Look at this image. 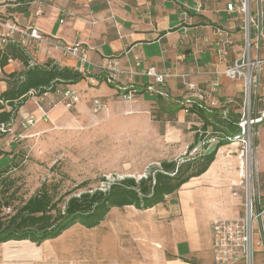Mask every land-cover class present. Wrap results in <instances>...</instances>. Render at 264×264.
<instances>
[{
	"label": "crops",
	"instance_id": "1",
	"mask_svg": "<svg viewBox=\"0 0 264 264\" xmlns=\"http://www.w3.org/2000/svg\"><path fill=\"white\" fill-rule=\"evenodd\" d=\"M228 1L0 0L1 18L15 20L21 27L34 25L59 46H88L89 59L83 65L86 74H82L80 82L58 85L54 92L36 98L28 96L19 107L10 122V130L0 137V171L10 170L24 156L25 147L31 146L50 126L63 125L70 120L69 110L59 101L60 92L64 89L80 94V101L73 107L76 111H83L94 98L104 102L107 113L117 109V106L125 112L132 111V120L142 122V125L133 126L132 133L138 136L147 129L156 138L159 147H162L164 138L167 142L183 139L184 123L190 129L188 122L191 117L183 114L179 108H166L165 103H175L187 95L181 75L187 74V81L201 85L210 79L211 72L224 69L239 54L242 44L241 24L235 16L225 11ZM195 2L202 4V12L192 9ZM185 4L191 7L186 10V17L183 16ZM218 27L228 29L235 42L227 54L221 57L216 55L213 44L216 39L214 30ZM111 56H118L124 68L139 70L155 67L159 72H167L170 77L163 89L168 98L146 92L145 86L152 80L135 75L129 79L139 93L133 103L122 100L114 87L103 83L97 67L103 57ZM32 59L40 66L51 63L70 70H78L80 66L76 58L64 55L60 48L45 43L36 46ZM24 69L17 59L8 61L0 68V95L8 87L3 74H18ZM121 81L123 85L126 78ZM217 95L221 99H232L239 103L241 84L221 78ZM3 106L2 110H10L8 105ZM235 108H232V118L236 117ZM156 113L164 119L163 122L153 121ZM21 115L34 118L36 123L26 126ZM206 119L211 128L222 129L211 116ZM195 141L196 137L193 143ZM179 159L160 157V161ZM236 166L237 158L234 155L227 157L225 149L219 150L202 175L182 185L165 203L147 210L123 207L144 214L126 228V236L122 235L115 242H110L121 257H111L112 246L107 242L101 243V263L213 264L212 221L234 219L239 215L241 193L235 194L232 186L238 177ZM255 168L260 189L264 192V128H259ZM52 243L51 240L40 245L29 241L2 243L0 264H59V258L64 256ZM64 248H67L66 258L72 256L74 260L75 255L68 250L69 245ZM257 258H262L261 252H258ZM66 262L76 264V261Z\"/></svg>",
	"mask_w": 264,
	"mask_h": 264
},
{
	"label": "built area",
	"instance_id": "2",
	"mask_svg": "<svg viewBox=\"0 0 264 264\" xmlns=\"http://www.w3.org/2000/svg\"><path fill=\"white\" fill-rule=\"evenodd\" d=\"M186 17L188 5H183ZM192 9L202 12V4L195 2ZM225 11L240 21L242 44L239 54L222 70L211 72L208 81L198 85L187 81V74L181 75L187 95L175 101L183 114L191 117L188 126L196 141L184 152V157L195 158L209 150L225 149L227 157L237 158V181L232 185L234 193H242L243 213L234 219H215L211 223L213 264H264V192L260 189L255 163L252 162L251 141L264 124V0H230L225 4ZM185 19V18H184ZM61 22V21H60ZM186 30V28H184ZM215 52L218 56L227 54L234 45L232 33L218 27L214 30ZM60 48L64 55H70L80 62L78 72L86 74L83 65L89 62L87 47L80 44L59 46L46 38L34 25L21 27L15 20L0 17V50L7 44L20 46L30 58V65H37L32 59L38 44ZM87 48V49H86ZM11 62V60H8ZM136 62V67H138ZM106 85L114 87L122 100L133 103L138 89L129 79L132 76H146L152 83L145 86V91L161 98H168L163 89L170 75L159 72L155 67L143 69L124 68L118 56L103 57L97 65ZM126 82L122 85V79ZM241 84L239 103L232 99H221L217 95L220 79ZM45 92L41 95H46ZM29 97L36 98L37 92L31 90ZM60 103L70 110L80 101V94L71 89L60 92ZM92 111H105L107 106L99 98L91 101ZM236 117L232 118V108ZM200 113L203 114L202 117ZM216 114L220 120L233 123L236 132L232 134L214 130L207 124L206 117ZM26 126H32L36 120L28 115H21ZM10 123L0 125V134L9 131ZM223 143V145H220ZM181 159V158H180ZM11 213L9 207L4 214ZM258 252L262 258L258 259Z\"/></svg>",
	"mask_w": 264,
	"mask_h": 264
},
{
	"label": "rangeland",
	"instance_id": "3",
	"mask_svg": "<svg viewBox=\"0 0 264 264\" xmlns=\"http://www.w3.org/2000/svg\"><path fill=\"white\" fill-rule=\"evenodd\" d=\"M87 104L83 111L71 108L68 122L50 126L31 146L25 147L24 156L0 179V188L5 184L9 186V193L15 194L11 208L18 205L20 199L35 194L43 183H54L58 186L57 192L63 194L83 181L89 183L83 190L97 187L105 190L106 185L115 180L125 177L138 180L158 165L160 157L182 158L193 143L194 134L186 128L185 123L183 139L167 142L165 136H160L164 139L162 147H159L158 141L147 129L138 136L132 133L133 126L142 125V122L132 120V111L125 112L117 106V109L109 110L108 113V108L104 113H94L91 100ZM165 104L166 108H179L174 101H166ZM154 116L153 121L163 122L164 119L158 113ZM216 128L213 129L219 130ZM260 128H264V124ZM257 139L258 135L251 141L254 163ZM79 193L75 191L72 195ZM240 195L239 215H242L244 200L242 193ZM142 214L144 212L131 208H113L96 228L87 229L78 223L73 225L60 236L50 239L64 256L59 258V264L71 263L66 261L104 264L101 263L103 259L100 251V245L104 242L113 248L111 257H121L110 242H115L122 235L126 236V228ZM66 245H69L68 250L73 251L74 260L72 256L66 258Z\"/></svg>",
	"mask_w": 264,
	"mask_h": 264
},
{
	"label": "trees",
	"instance_id": "4",
	"mask_svg": "<svg viewBox=\"0 0 264 264\" xmlns=\"http://www.w3.org/2000/svg\"><path fill=\"white\" fill-rule=\"evenodd\" d=\"M19 60L25 67L18 74H3L8 87L0 95V110L3 104L9 111L0 112V125L10 123L19 107L27 100L31 90L40 96L54 92L58 85H74L83 77L77 70L60 68L54 64L30 65V58L20 46L7 44L0 50V68L8 60ZM200 115H203L200 113ZM215 122L228 134L236 132L233 123H226L211 115ZM3 134H0V137ZM220 145H223L221 143ZM216 150L208 151L195 158L182 157L179 160H162L138 180L125 177L108 183L105 190L88 188L83 181L63 194L57 192L54 183H43L38 191L27 199H20L18 205L10 207L14 192L9 186L0 188V244L9 241H29L35 245L60 236L75 224L92 229L104 221L113 208L134 207L137 210L151 209L166 202L182 185L202 175L213 162ZM9 171H0V179ZM102 181H105L102 178ZM79 191L78 195H72ZM9 207L11 213L4 214Z\"/></svg>",
	"mask_w": 264,
	"mask_h": 264
}]
</instances>
